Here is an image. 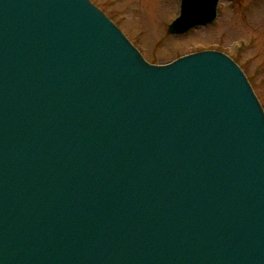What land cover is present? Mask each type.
Segmentation results:
<instances>
[{"label": "water", "instance_id": "95a60500", "mask_svg": "<svg viewBox=\"0 0 264 264\" xmlns=\"http://www.w3.org/2000/svg\"><path fill=\"white\" fill-rule=\"evenodd\" d=\"M218 2L180 0L167 34ZM0 264H264V111L240 67L149 64L89 0H0Z\"/></svg>", "mask_w": 264, "mask_h": 264}, {"label": "rangeland", "instance_id": "374dc122", "mask_svg": "<svg viewBox=\"0 0 264 264\" xmlns=\"http://www.w3.org/2000/svg\"><path fill=\"white\" fill-rule=\"evenodd\" d=\"M150 64L204 50L226 54L243 70L264 109V0H219L213 24L167 34L180 0H90Z\"/></svg>", "mask_w": 264, "mask_h": 264}]
</instances>
